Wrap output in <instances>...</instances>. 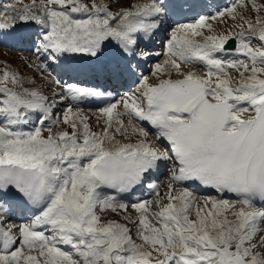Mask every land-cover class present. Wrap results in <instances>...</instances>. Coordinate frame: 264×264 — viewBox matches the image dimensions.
<instances>
[{
	"label": "snow or ice",
	"instance_id": "obj_1",
	"mask_svg": "<svg viewBox=\"0 0 264 264\" xmlns=\"http://www.w3.org/2000/svg\"><path fill=\"white\" fill-rule=\"evenodd\" d=\"M215 7L0 3V264H264V2Z\"/></svg>",
	"mask_w": 264,
	"mask_h": 264
},
{
	"label": "bare ground",
	"instance_id": "obj_2",
	"mask_svg": "<svg viewBox=\"0 0 264 264\" xmlns=\"http://www.w3.org/2000/svg\"><path fill=\"white\" fill-rule=\"evenodd\" d=\"M200 2H202V5H204V6H206V4L209 5L208 7H206L209 12H215L216 11L215 6H218L219 8L223 9L225 6L230 5L231 0H200ZM180 22H183V21H180ZM213 23L215 24V22H213ZM229 24H231V21H229ZM171 26H174V25H171ZM215 26L218 29H222L224 27L222 24H215ZM168 35H169V33L163 32V37H161L160 34H157L156 36H154L152 38L151 41L145 40L141 43L140 47H143L145 51L152 52L154 55L151 58H148L145 61L141 62V66L137 69V73L143 72L144 75H149V73L151 71V66L154 63L158 62L159 60L163 59V56H156L155 53L163 51V38H166ZM11 42L14 43L16 41L9 39L6 44H10ZM231 55L234 57L235 54L233 53ZM134 63H135V61H134ZM196 70L201 74H203V72L205 71V69L202 66L197 68ZM173 75L175 76V74H173ZM233 75H236V73H233ZM129 82H130L129 87H125L123 85L119 86L120 90H118V93H117L118 98L120 95L123 94L124 91H133L136 88V84L133 83L132 80H129ZM89 83H90V81H89ZM95 83H97V82H95ZM104 83L105 82H102L100 84H104ZM84 109L89 114H91L92 112L95 111V110L91 111V109H87V108H84ZM91 122H92L93 127L95 128L96 127L95 117L92 118Z\"/></svg>",
	"mask_w": 264,
	"mask_h": 264
},
{
	"label": "rangeland",
	"instance_id": "obj_3",
	"mask_svg": "<svg viewBox=\"0 0 264 264\" xmlns=\"http://www.w3.org/2000/svg\"><path fill=\"white\" fill-rule=\"evenodd\" d=\"M2 2H9V0H0V3H2ZM10 2L15 4L17 7H19L21 3H28V0H20V3H17V0H10ZM260 2H264V0H260ZM246 14H248V13H246ZM164 32L169 33L166 31H164ZM253 43H255V41ZM27 55H30V58H28ZM4 56H6L7 58L10 59L11 64H13L14 66H17L19 68H21V64L18 61L23 63L24 58H28L29 60L35 59V57L32 56L31 53H28V52H25V54H23L20 52L6 51L5 49L0 48V57H4ZM0 62H5V61L0 60ZM23 70H24L23 72H29L30 71V69H24V68H23ZM166 175H167V171L164 172L163 175L161 176L162 180L165 179ZM105 216H106V218L110 217L112 219H117V220L121 219L119 216H116L115 214L112 215V213H106Z\"/></svg>",
	"mask_w": 264,
	"mask_h": 264
}]
</instances>
